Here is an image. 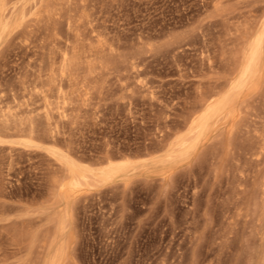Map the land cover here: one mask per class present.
Returning a JSON list of instances; mask_svg holds the SVG:
<instances>
[{
  "label": "rangeland",
  "instance_id": "374dc122",
  "mask_svg": "<svg viewBox=\"0 0 264 264\" xmlns=\"http://www.w3.org/2000/svg\"><path fill=\"white\" fill-rule=\"evenodd\" d=\"M261 33L264 0H0V264H264Z\"/></svg>",
  "mask_w": 264,
  "mask_h": 264
},
{
  "label": "bare ground",
  "instance_id": "6f19581e",
  "mask_svg": "<svg viewBox=\"0 0 264 264\" xmlns=\"http://www.w3.org/2000/svg\"><path fill=\"white\" fill-rule=\"evenodd\" d=\"M75 22H76V21H75ZM253 22H254V21H253ZM250 24H252V23H250ZM71 25L73 26L72 23H71ZM72 26H71V28H70V27H69V28L72 29ZM75 26H76V25H75ZM77 26H78V24H77ZM73 30H74V29H73ZM75 30H76V28H75ZM249 31H250V30H249ZM74 32H75V31H74ZM251 32H252V31H251ZM76 33H77V32H76ZM262 33H263V32H262ZM262 33L260 34L261 36L259 35V37L256 38V40L254 41V43H253V45H252V47H251V50H250V55H251V58H252L251 60H253L254 62L257 61V57H258V55H259V53H260V51H261L262 43H263V41H264V39H263L264 37L262 36ZM258 34H259V33H258ZM73 36H74V35H73ZM77 36H78V35H77ZM77 36H76V38H77ZM256 36H257V35H256ZM263 44H264V43H263ZM72 46H73V45H72ZM75 46H76V44H75ZM76 47H77V46H76ZM76 47H74V50H73L74 53H72L73 56H72L71 52H69V53L71 54V58L69 59V60H70V62H69L70 66L72 65V63L75 64L76 55H77V54H76L77 51L75 50ZM70 51H71V50H70ZM78 51H79V49H78ZM64 53H65V52H64ZM67 53H68V51H67ZM79 53H80V52H79ZM62 55H63V53H62ZM64 55H65V54H64ZM65 56H66V55H65ZM67 56H68V54H67ZM62 57H63V56H62ZM79 57H80V56H79ZM64 60H66V59H64ZM253 61H252V62H253ZM55 62H56V61H55ZM66 62H67V61H66ZM250 62H251V61H250ZM252 62H251V64H252ZM255 63H256V62H255ZM54 64H55V63H54ZM67 64H68V62H67ZM69 64H68V65H69ZM251 64H250V65H251ZM250 65H249V67H250ZM55 67H56V66H55ZM246 69H247V68H246ZM54 71H55V70H54ZM254 72H255V71H254ZM255 73H256V72H255ZM244 74H245V73H244ZM248 75H249V74H248ZM250 76H251V75H250ZM250 76H249V77H250ZM252 76H253V75H252ZM252 76H251V78H252ZM242 77H243V76H242ZM249 77H248V79H247V78H245L244 80L242 79V81H244V82H242L243 84L241 83V84H242V88H243L245 85L248 84V82H249V81H248V80H249ZM247 81H248V82H247ZM240 82H241V81H240ZM238 84H239V83H238ZM238 84H237V85H238ZM237 85H236V86H237ZM212 87H213V86H212ZM238 87H239V86H238ZM240 87H241V86H240ZM235 88H236V87H235ZM235 88H234V89H235ZM219 90H220V89H219ZM238 90H239V89H238ZM232 92L234 93V91H232ZM230 93H231V92H230ZM235 93H236V92H235ZM246 93H247V92H246ZM199 96H200V95H199ZM232 96H233V95H232ZM223 99H224V98H223ZM229 99H230V98H229ZM231 99H232V97H231ZM231 99H230V100H231ZM208 101H209V100H208ZM220 101H221V100H219V103H218V104H220ZM228 101H229V100H228ZM214 103H215V102H214ZM227 103H228V102H227ZM211 105H213V104H211ZM216 105H217V104H216ZM209 107H210V106H209ZM234 107H235V106H234ZM229 108H233V104H232V103L229 104ZM227 110H228V109H227ZM227 110H226V111H227ZM208 112H209V111H208ZM45 113H46V112H45ZM204 113H205V112H204ZM202 114H203V113H202ZM205 114H206V113H205ZM205 114L202 115V117L204 116V119L206 118V117H205ZM47 115H48V114H47ZM208 115H209V113H208ZM227 115H228V114H227ZM49 116H50V115H49ZM207 117H208V116H207ZM5 118H6V117H5ZM200 119H201V118H200ZM4 120H5V119H4ZM202 121H203V120H202ZM237 121H238V120H237ZM8 123H9V122H8ZM4 125H6V123H5ZM22 127H23V126H22ZM202 128H203V127H202ZM228 128H229V127H228ZM21 129H22V128H21ZM191 141H192V140H191ZM185 144H186V143H185ZM252 151H253V150H252ZM253 154H254V153H253ZM72 180H73V179H72ZM72 180H71V181H72ZM75 181H76V180H75ZM73 183H74V182H73ZM70 184H72V183H70ZM62 185H63V184H62ZM61 187H62V186H61ZM74 189H75L74 186H72V185H67L65 190H67V191H73ZM74 191H75V190H74ZM63 193H65V192H62V194H63ZM72 193H74V192H72ZM72 193H71V194H72ZM69 195H70V194H69ZM60 248H61V247H60Z\"/></svg>",
  "mask_w": 264,
  "mask_h": 264
}]
</instances>
